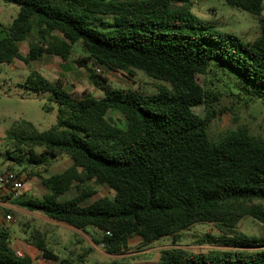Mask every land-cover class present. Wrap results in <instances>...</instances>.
Returning a JSON list of instances; mask_svg holds the SVG:
<instances>
[{"label": "trees", "instance_id": "1", "mask_svg": "<svg viewBox=\"0 0 264 264\" xmlns=\"http://www.w3.org/2000/svg\"><path fill=\"white\" fill-rule=\"evenodd\" d=\"M2 1L18 6L19 13L9 26L0 25V65L39 61L45 55L67 61L80 44L87 55L77 64L87 67L93 80L92 65L140 70L170 85L145 95L114 89L104 78L103 97H76L61 81L32 72L25 84L52 93L59 106L57 123L41 132L32 122L20 121L6 137L32 165H47L62 155L72 164L46 178L37 173L49 192L42 199L21 200L23 208L77 229H99L102 237L95 242L109 254L128 251L137 237L143 247L165 237L177 245L182 232L196 223L219 226L223 234L210 237V244L264 243L238 231L246 217L264 223V204L257 203L264 200V139L247 126L211 139L212 109L220 94L197 78L208 74L217 59L236 77L237 88L246 84L241 91L264 101V19L259 38L246 41L200 19L192 12V0ZM225 1L256 16L264 10V0ZM21 41L29 43L26 56ZM201 104L208 110L205 118L193 111ZM110 112L119 114L125 128L108 117ZM97 186L114 196L93 200ZM73 189L75 195L62 200ZM10 240L8 230L0 229V264H33L29 256L16 254ZM26 242L42 253L38 264H80L61 259L40 229L27 233ZM90 251L77 261L84 263ZM153 264H264V249L196 254L170 248Z\"/></svg>", "mask_w": 264, "mask_h": 264}, {"label": "rangeland", "instance_id": "2", "mask_svg": "<svg viewBox=\"0 0 264 264\" xmlns=\"http://www.w3.org/2000/svg\"><path fill=\"white\" fill-rule=\"evenodd\" d=\"M191 9L200 19L213 23L222 31L239 35L246 41H255L261 35V20L264 19V10L260 16L252 15L235 6L228 5L225 0H192ZM18 13V6L6 4L0 0L1 25H10L17 18ZM0 36H4V34L0 33ZM34 41H37V37L34 38ZM28 48L29 43L25 41L21 46V50L25 53ZM86 55L87 53L81 48L80 44H76L71 58L67 61L58 56H45L39 61L26 63L23 60H17L13 62L15 64L0 65V172L14 171L24 178V195L20 200L12 201L18 207L23 208L19 204L23 199H42L49 192L42 178L36 175L37 173L46 178L53 174L62 173L72 163L68 156L62 155L51 159L47 165H32L28 157L6 137V132L20 121L32 122L41 132L48 130L57 123L59 106L52 100V93L35 92L25 84L32 72L56 77L57 71L60 70L59 81L63 85L66 84L65 89L76 95V97L84 94H90L96 98L103 97L102 83L104 78L107 79V84L114 89L134 91L145 95L157 93L158 86L161 84L170 87L169 84L153 79L140 70H134L133 73H130L107 70L101 67V71L98 72L96 68H99V66L92 65L97 75L93 80L88 68L80 67L77 64V61ZM197 78L204 88L220 94L219 100L214 102L212 109L214 116L209 126L211 139L217 140L225 132L236 130L240 126H247L252 134L264 139V101L250 99L244 91H241L248 87L246 84H240L241 90L237 88L236 83L238 80L236 77L228 69L220 66L217 59L211 61V70L208 74L198 75ZM47 79L49 80V78ZM46 107L50 109L48 110ZM193 111L202 118L208 115L205 104L194 107ZM108 117L125 128V122L118 113L110 112ZM41 151L42 148H38V152ZM14 158L20 161H16ZM95 188L97 194L93 200L105 196H114V192L105 186ZM74 191L73 189L68 192L62 197V200L69 199ZM2 200L7 201L8 199L2 198ZM257 203L264 204V200ZM9 213H11L13 220L6 222L4 228L17 239H24L27 233L35 229L43 230L46 233L47 231H53L52 225L39 218L21 213L18 209H10L9 212L4 208L0 209V216L4 219ZM238 231L264 239V223L251 217H246L240 221ZM59 232L65 234L66 239H73L71 233H65L63 230ZM222 234L216 223H196L182 232L180 242L177 245L174 244L173 237H165L155 242L152 246L157 248L149 254L150 256L147 259L150 263H155L161 252L170 248H181L196 254L208 253L212 250L256 251L264 249V243L250 247L208 243L210 237H218ZM131 243V248L135 251L143 248L142 244L138 242V238L132 240ZM60 248L62 250L58 249V252L61 254V258H68L65 257L68 255L67 249L73 250L75 245ZM102 262L109 263L110 260L104 259ZM85 264H96V261L91 259Z\"/></svg>", "mask_w": 264, "mask_h": 264}, {"label": "crops", "instance_id": "3", "mask_svg": "<svg viewBox=\"0 0 264 264\" xmlns=\"http://www.w3.org/2000/svg\"><path fill=\"white\" fill-rule=\"evenodd\" d=\"M24 42L25 41L19 42V48H20L21 54L26 56L29 53L30 47L26 50L25 53H23V51L21 50V46L23 45ZM45 56H53V55H45ZM17 60L19 59H16L13 62H16ZM13 62L4 63V64H15ZM57 72L58 73L56 77L55 76L52 77V75L48 76V75H45L44 73H42V75L49 78L51 82L56 83L57 81L60 80L59 75L61 74L60 70H58ZM64 88H66V84H64ZM74 195H75V191L72 194V196L69 197V199L72 198ZM2 208L6 209L7 212H9L10 209L12 210L18 209L19 212L21 213H26L31 217L39 218L45 223L52 225L53 231L49 232L46 230L47 233L44 231L47 235L50 245L56 250L57 254H59L58 249L62 250V248L60 247H63V246L71 247L72 245H75V248L73 250L67 249L68 255L65 256V257L71 258L75 263L85 264L86 262L92 259L96 261V264H153V263H150V261L147 258L150 256L149 254L152 251H154V249L157 248L156 246L151 245L149 247H143L139 249L138 251H135L131 248L132 247V243H131L132 240H131L129 242L128 251H125L122 254H109L108 252H106L103 245L97 244L95 242V239L99 240L102 237V232L97 228L87 227L85 230L77 229L66 223L53 220L38 212L27 211L25 208L18 207L12 201H9V200L1 202L0 209ZM6 222H7L6 219L0 216V229L5 227ZM60 230H63V232L65 233H71V235L73 236V239L72 238L66 239L65 234L60 233L59 232ZM137 238H138V242L141 243L142 239L139 237ZM10 246L13 248L15 252L20 251L22 253V256H29L32 259L33 264H38L39 259L42 257V253L40 252V250H38L37 248H35L34 246L26 242V237L24 239H17L13 235H11ZM87 249H92V251L88 252L87 255L85 256L84 258L85 262L84 263L78 262L77 261L78 257ZM79 251H81L82 253L80 252L79 254ZM59 256L61 258V254H59ZM160 257H161V254L158 257L157 262L160 260ZM61 259H64V258H61ZM104 259L110 260V262L103 263L102 260Z\"/></svg>", "mask_w": 264, "mask_h": 264}, {"label": "built area", "instance_id": "4", "mask_svg": "<svg viewBox=\"0 0 264 264\" xmlns=\"http://www.w3.org/2000/svg\"><path fill=\"white\" fill-rule=\"evenodd\" d=\"M100 68H96V70L100 72ZM24 189L25 180L19 176V173L14 171L0 172V205L3 201L2 198H7L9 201L20 200L24 195ZM5 219L7 222L13 220L11 214H8ZM16 254L22 256L20 251H16Z\"/></svg>", "mask_w": 264, "mask_h": 264}]
</instances>
